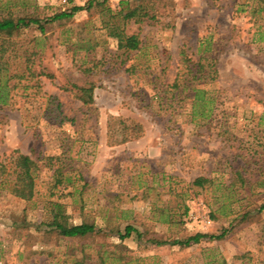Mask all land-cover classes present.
I'll use <instances>...</instances> for the list:
<instances>
[{"label": "rangeland", "instance_id": "374dc122", "mask_svg": "<svg viewBox=\"0 0 264 264\" xmlns=\"http://www.w3.org/2000/svg\"><path fill=\"white\" fill-rule=\"evenodd\" d=\"M51 1L0 0V15L35 17L44 28L0 36V158L18 150L39 164L31 199L0 185V264L82 256L95 264L105 248L124 264H264V9L253 11L264 0H93L64 9ZM141 2L154 16L125 24L140 47L124 51L105 22L121 24L113 12ZM72 5L81 8L51 19ZM208 42L216 78L194 83L207 100L204 118L166 85L180 49L196 59ZM84 79L95 84L90 105L63 88ZM57 163L66 165L53 187ZM196 176L207 181L193 184ZM52 209L98 231L76 239L46 232ZM128 223L141 240L117 236ZM223 229L189 246L145 240Z\"/></svg>", "mask_w": 264, "mask_h": 264}, {"label": "trees", "instance_id": "16d2710c", "mask_svg": "<svg viewBox=\"0 0 264 264\" xmlns=\"http://www.w3.org/2000/svg\"><path fill=\"white\" fill-rule=\"evenodd\" d=\"M93 1L89 0L88 2ZM98 3H103L105 0H95ZM127 3V2H126ZM81 8L79 5H72L70 10H62L55 13L51 16V19L61 18L69 16L73 13L74 10ZM260 6L257 10L259 12L262 10ZM111 12L112 10L108 8ZM120 15L121 24L117 22H105V29L109 36L114 37L117 40V46L122 47L124 51L137 50L140 47V38L136 32L128 33L125 31V24L129 20L134 22H143L149 21L154 15L150 13L148 4L144 2L137 3L128 8H120L115 13L111 15ZM30 24H37L39 29L43 31V25L40 20L35 17L28 16H13L11 14L0 15V36L9 37L14 34L20 27H26ZM260 37H264V28L259 29ZM210 42L207 43V48L204 49L203 54H199L196 59H193L187 55L184 49L179 51V66L174 76V79L171 83H168L166 86L170 88V93L172 92V98H179L180 95L192 99V115L199 113L201 117H207L208 115L204 112V107L207 103V100L201 95V91L197 88L194 83L203 81L208 83L216 78L217 69L215 67V58L209 52L212 49ZM208 53V54H207ZM48 75H51L48 73ZM94 82L90 79H84L83 83L77 85L72 83L70 87L63 86L66 90H72L74 95L81 100L83 105H90L93 102V89ZM186 88V91H184ZM166 89V88H165ZM167 90V89H166ZM184 93V94H183ZM53 98V97H52ZM52 101V99H50ZM167 101V98H165ZM165 103V102H163ZM56 109L59 110V105L56 104ZM196 105H201L202 108L199 110L196 108ZM52 113L55 111L54 108L50 110ZM61 113V112H59ZM64 117V116H63ZM122 140V139H121ZM120 141V140H119ZM47 162L45 165L51 164V160L59 161L61 156L50 155L45 157ZM50 163H49V162ZM66 164L57 163L53 165L52 168V186L56 187L57 185L63 182V171L62 168ZM39 168V164L36 159H33L28 154L19 152L18 150L11 151L7 156L0 158V185L5 181L10 182V192L16 197L29 200L31 199L36 192V170ZM204 181H207V178L204 176H196L192 182L196 185H202ZM258 209H264V199L259 203ZM49 218L43 222L44 231L53 233L58 237L65 239H76V238H85L86 236L95 233L98 231L97 226L92 222L80 221L78 223L72 222L69 219V216L56 211L54 209L50 210ZM132 233L135 234L134 238L138 241L142 239V232L138 230L132 224H125L123 231L116 230V234L120 239L129 237ZM225 233L223 229L219 234H210L204 232H195L188 235L184 239H163L157 237H148L145 240L154 245H179V246H189L193 243L199 242L203 238L212 239V238H221ZM88 256H82L77 258L72 262L73 264H84V260ZM95 264H124L120 260V256L116 255L113 250L99 249L97 250Z\"/></svg>", "mask_w": 264, "mask_h": 264}, {"label": "built area", "instance_id": "2783aa9c", "mask_svg": "<svg viewBox=\"0 0 264 264\" xmlns=\"http://www.w3.org/2000/svg\"><path fill=\"white\" fill-rule=\"evenodd\" d=\"M72 1H81V2H84V1H89V0H58V4H60V6L62 7V9L66 8L68 5H69V2H72ZM48 3H52L51 0H47Z\"/></svg>", "mask_w": 264, "mask_h": 264}]
</instances>
